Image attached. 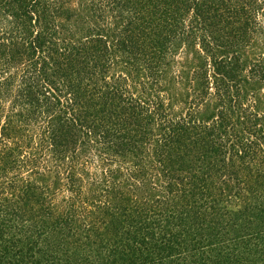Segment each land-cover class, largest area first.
Segmentation results:
<instances>
[{
    "label": "trees",
    "instance_id": "1",
    "mask_svg": "<svg viewBox=\"0 0 264 264\" xmlns=\"http://www.w3.org/2000/svg\"><path fill=\"white\" fill-rule=\"evenodd\" d=\"M0 264H264V0H0Z\"/></svg>",
    "mask_w": 264,
    "mask_h": 264
}]
</instances>
